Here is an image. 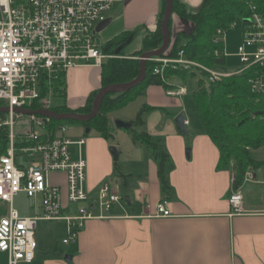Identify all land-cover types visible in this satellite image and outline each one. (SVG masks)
I'll use <instances>...</instances> for the list:
<instances>
[{
	"label": "crops",
	"instance_id": "0c3cea01",
	"mask_svg": "<svg viewBox=\"0 0 264 264\" xmlns=\"http://www.w3.org/2000/svg\"><path fill=\"white\" fill-rule=\"evenodd\" d=\"M177 1L188 14L198 11L203 3ZM162 2L125 0L121 9L122 33L139 27L147 33L154 32ZM170 16L173 39L192 32L189 21L176 14ZM242 26L237 21L221 36L224 65L212 68L215 74L234 75L241 70L236 50ZM99 74L100 67L95 65L73 68L65 74L63 104L67 109L82 108L87 97L101 88ZM168 86L170 90L151 85L123 108L110 112L108 125L114 128L110 142L91 128L86 132L87 128L74 125L71 136L85 138L82 154L87 193L93 197L101 186L108 185L124 200L114 207L112 218L86 222L75 242L63 244L62 254L45 252L47 249L37 241L31 264H264V167L247 171L239 189L242 212L232 214L228 195L234 162L229 168L217 170L218 149L201 127L187 87L179 79H169ZM129 105L134 106L126 110ZM144 106L149 108L143 116L144 125L134 130L159 141L170 156L171 167L165 170L169 186L166 193L151 152L144 144L133 142L126 130L114 126L115 121L132 122ZM179 114L185 117L186 135L175 123ZM245 195L250 199L246 200ZM162 198L169 201L170 217H155V205ZM65 256L70 257L69 263L64 261Z\"/></svg>",
	"mask_w": 264,
	"mask_h": 264
},
{
	"label": "built area",
	"instance_id": "2783aa9c",
	"mask_svg": "<svg viewBox=\"0 0 264 264\" xmlns=\"http://www.w3.org/2000/svg\"><path fill=\"white\" fill-rule=\"evenodd\" d=\"M125 0H0V108H8L0 127H6V150L0 153V203L10 205L0 218V253L7 264H31L36 255V229L39 221L64 222L68 240L75 242L84 224L95 219L112 218L114 207L124 197L103 185L92 197L85 189L86 162L83 159L85 138L71 136L75 124L63 123L48 130L49 118L28 115L41 133L31 129L15 136L14 109L52 111L62 90V77L85 65L100 67L107 59L98 46L97 28L110 18L115 4ZM110 15V16H109ZM242 26L236 56L241 69L258 67L249 80L250 91L264 93V21L253 14ZM234 24V23H233ZM222 31L213 38L219 43ZM182 45L184 43H181ZM221 58L223 53L214 52ZM156 63L152 74L160 75L172 66L187 70L195 67L209 74L207 82L222 76L184 58L179 50L176 59L151 58ZM36 111V110H32ZM8 114V118L6 116ZM18 115H21L18 113ZM62 172L67 182L63 201L60 188L50 180L51 173ZM23 193L34 200V216H22L12 208L15 196ZM168 199L155 205V217H170ZM228 203L232 214L242 211L239 190L231 189Z\"/></svg>",
	"mask_w": 264,
	"mask_h": 264
},
{
	"label": "trees",
	"instance_id": "16d2710c",
	"mask_svg": "<svg viewBox=\"0 0 264 264\" xmlns=\"http://www.w3.org/2000/svg\"><path fill=\"white\" fill-rule=\"evenodd\" d=\"M172 14L189 21L192 32L188 35L179 34L174 39L171 35V17L167 23L170 42L167 50L160 58L176 59L178 51L184 52V58L197 63L205 69H212L224 65V56L218 58L214 52L223 53L222 42L214 43L213 38L217 31H228L233 23L240 21L243 26L249 23L253 14L259 15L264 21V0H203L201 7L195 13L188 14L177 0H172ZM165 2H162L161 13L154 32H149L141 39L140 46L130 54L119 53L109 58L101 66V88L126 84L134 81L139 75V59L143 53L157 51L162 46L163 37L160 22L164 13ZM184 39V40H183ZM185 41L182 45L181 42ZM106 51V50H105ZM119 56V57H118ZM157 65L147 60L145 62V77L141 84L120 94H107L102 98L96 116L88 122L56 121L50 119L47 129L53 130L58 125L70 123L91 128L103 139L110 142L113 139L114 128L108 125V114L123 108L143 94L151 85L161 86L170 90L168 80L176 77L182 82L194 80L192 87L188 88L201 127L219 152L217 170L229 168L234 162V176L232 189L239 190L245 181L248 170H257L264 165L255 161L252 152L264 147V93L253 94L249 88V80L258 73V67L248 68L239 75L221 77L214 83L207 82L209 74L201 71L199 77L195 72L183 71L182 68L166 67L163 70V79L160 75H153L152 70ZM62 90L57 99L65 98L64 76L62 77ZM100 88V89H101ZM99 89V90H100ZM99 90L92 92L86 99L82 108L71 111L64 104L51 108L55 113H74L87 115L91 112L92 102ZM107 103V104H106ZM32 110L37 106L31 105ZM149 110L142 107L135 119L130 122L131 128L126 130L133 142H140L151 152L157 166V175L163 192L169 189L166 180V171L171 167L168 154L159 141L153 140L146 132H137L135 128L144 125L143 116ZM0 114V118H4ZM4 120V119H3ZM2 120V121H3ZM6 127H0V153L6 150Z\"/></svg>",
	"mask_w": 264,
	"mask_h": 264
},
{
	"label": "rangeland",
	"instance_id": "374dc122",
	"mask_svg": "<svg viewBox=\"0 0 264 264\" xmlns=\"http://www.w3.org/2000/svg\"><path fill=\"white\" fill-rule=\"evenodd\" d=\"M164 2H165V0H164ZM122 5H123V3H119V4H115L113 6L112 11L110 13V15H111L110 18L112 19L111 23L104 30L96 33V37H97L98 45H99L98 47L100 49H102L103 51L106 50L105 53H106V55H108V59L116 57L119 53H121L122 55H126V54L132 53L134 50H137L140 46L139 44L141 42V39L147 33L145 31H143L144 30L143 27H139L137 29H134L130 33H125V31H124V33H122V31H121V17H122V10L121 9H122ZM164 10H165V7H164ZM225 32H227V31H224L223 34ZM169 67H172V66H169ZM178 68H180V67H178ZM241 68H242V66H241ZM182 70L184 71V69H182ZM210 70L211 69H208V71H210ZM214 70H215V67H214ZM219 70L222 72H228V71L223 70V69H219ZM244 70L245 69H241V70H239V72L237 74H234V75L226 74L225 76H222V77L236 76V75H239L242 72H244ZM185 71L195 72L198 77H199V75H200L199 73H201V71L205 72L204 70L196 69L195 67H192L191 69H187ZM211 72H213V71L211 70ZM169 79L174 80L177 78L176 77H170ZM186 81L187 82H182V81L181 82H182V85L187 87V89L189 87L193 86L194 80L192 81V80L187 79ZM127 84H129V83H127ZM122 85H126V84H120L118 86H122ZM55 103H56V105L63 104V99H58L55 101ZM132 106H134V105H129L126 110H130L131 108H133ZM6 116L8 118V114H6ZM14 118H15V120H14V126H13V133L15 136L16 135L17 136L23 135L26 132L30 131L31 129L33 130L34 133H41L42 132V128L40 126H37L36 122H33L31 124V122L29 120V116L18 115V113H14ZM3 119L4 118H0V122ZM125 142L126 141H124V143ZM252 158L256 162L259 161V162L264 163V147L261 150L252 152ZM262 167H264V165L261 166V168ZM262 171H264V170L262 169ZM50 177H51L50 180L53 183H55L57 186H59V188L61 189L60 192H61L62 200L64 201L66 198V194H67V182H66V179H64L65 174L62 172H54V173H51ZM262 180H264L263 177H262ZM120 182L122 183V181H120ZM245 199L249 200L250 197L248 195H245ZM124 206H125V204H124ZM12 208L14 210H16L22 216H29V215L34 216V212H35L34 200L31 198H27L26 195L23 193L18 192V194L15 196V198L13 199V202H12ZM9 209H10L9 204L0 203V218L4 217L8 213ZM36 240L38 241L41 248L47 249L45 252L54 253V252L59 251L60 254H62L63 253L62 250L65 247L63 245V241L68 240L65 223L60 222V221H57V222L39 221L37 223V229H36ZM45 255H49V254H45ZM65 257H64V261H65ZM66 263H69V262H66ZM0 264H7V257L3 253H0Z\"/></svg>",
	"mask_w": 264,
	"mask_h": 264
},
{
	"label": "water",
	"instance_id": "95a60500",
	"mask_svg": "<svg viewBox=\"0 0 264 264\" xmlns=\"http://www.w3.org/2000/svg\"><path fill=\"white\" fill-rule=\"evenodd\" d=\"M172 10H173V3L172 0H165V10L162 16V20L160 22V30H161V34L163 37V42H162V46L159 50L157 51H152V52H146L143 53L140 56L139 59V75L137 76V78L132 81L131 83L126 85H122V86H118V85H114L112 86H108L105 88H101V90H99V92L97 93V95L95 96L93 102H92V109L91 112L89 114L85 115H79V114H74V113H55L53 111H43V110H36V111H32V110H24V109H14V111L16 113H19L21 115H37V116H41V117H46L52 120H56V121H67V120H71V121H78V122H88L91 119H93L96 114L97 111L99 109V105L102 100V98L107 95V94H120V93H124L129 91L130 89H132L133 87L137 86L139 83L141 84V82L143 81L144 77H145V62L151 58H159L163 55V53L167 50L168 46H169V42H170V36H169V32H168V28H167V23L168 20L170 19V15H172ZM110 23V20L105 21L104 23L100 24L99 27L97 28V31H102L104 30ZM8 112V108H0V114H5ZM175 123L178 127V129L181 131V133L183 135L187 134L186 128L184 126L185 124V117L183 114H179L176 118H175ZM114 126L116 129L119 130H128L129 128H131V125L129 123H124L122 121H115ZM88 131V129L86 130V132ZM111 153L116 157V151L114 148L110 149ZM189 152H186V154L188 155ZM65 261L66 262H70V257L66 256L65 257Z\"/></svg>",
	"mask_w": 264,
	"mask_h": 264
}]
</instances>
